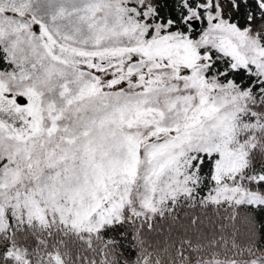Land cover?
<instances>
[{"label": "snow or ice", "instance_id": "snow-or-ice-1", "mask_svg": "<svg viewBox=\"0 0 264 264\" xmlns=\"http://www.w3.org/2000/svg\"><path fill=\"white\" fill-rule=\"evenodd\" d=\"M0 264H264V0H0Z\"/></svg>", "mask_w": 264, "mask_h": 264}]
</instances>
